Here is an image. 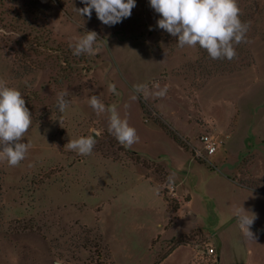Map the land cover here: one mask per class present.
Masks as SVG:
<instances>
[{
	"label": "rangeland",
	"instance_id": "1",
	"mask_svg": "<svg viewBox=\"0 0 264 264\" xmlns=\"http://www.w3.org/2000/svg\"><path fill=\"white\" fill-rule=\"evenodd\" d=\"M237 4L249 23L245 41L234 45V59L213 60L199 46L178 47V37L158 29L160 16L148 0H136L131 16L114 26L103 25L94 10L91 19L80 16L81 0H0V80L22 93L32 116L22 138L31 144L25 159L15 167L0 161V264H158L189 243L161 264H217L203 232L167 239L193 223L171 227L179 207L168 188L173 184L161 163L140 155L160 154L166 164L177 153L188 160L173 142L180 139L214 168L213 156L196 155L201 137L244 135L263 142L260 150L257 142L245 143L237 169L264 168V0ZM86 31L97 33V51L75 56L69 45ZM156 82L167 85L164 97L155 95ZM137 84L147 91L135 92ZM63 90L70 103L60 112L56 94ZM92 95L117 107L138 143L117 142L109 113L89 106ZM95 134L90 155L65 148L70 139ZM253 180L245 178L262 183ZM197 224L220 234L208 219ZM224 259L230 263V250Z\"/></svg>",
	"mask_w": 264,
	"mask_h": 264
},
{
	"label": "clouds",
	"instance_id": "2",
	"mask_svg": "<svg viewBox=\"0 0 264 264\" xmlns=\"http://www.w3.org/2000/svg\"><path fill=\"white\" fill-rule=\"evenodd\" d=\"M150 7L159 14L160 19L156 22L158 29L164 30L172 37H178L177 46L183 48L196 47L204 49L213 60L236 57L234 45L245 41L249 28L248 22L240 19V8L237 0H148ZM83 8L75 9L80 16L91 19L93 10L97 19L106 26H114L123 19L131 16L136 7V0H81ZM153 29L150 27L149 31ZM98 40L95 31H86L75 38V42L69 46L73 49V55H94L97 48L94 47ZM154 88L158 97H164L168 91L167 85L160 88L158 82ZM135 92L147 91V84L133 85ZM109 91L115 92V85L109 86ZM67 90L56 94L57 108L60 112L65 111L70 101ZM133 96V99H136ZM89 106L97 113H109L108 131L117 142L131 148L139 142V136L134 127L129 125L126 118L122 119L115 105L106 106L99 97L92 95L88 98ZM32 124V116L26 107L22 93L13 87L7 86L5 81L0 80V161H6L11 167L18 166L25 159L31 147L30 142L23 143L22 138ZM97 135L81 136L70 139L65 145L70 151L79 155H90L97 142ZM168 183L174 181L170 175ZM237 224L243 235L250 241H255V235L250 230L255 220L256 213L246 211L243 206L234 212Z\"/></svg>",
	"mask_w": 264,
	"mask_h": 264
},
{
	"label": "crops",
	"instance_id": "3",
	"mask_svg": "<svg viewBox=\"0 0 264 264\" xmlns=\"http://www.w3.org/2000/svg\"><path fill=\"white\" fill-rule=\"evenodd\" d=\"M213 121L215 120L213 119ZM236 136L238 139H229L230 137L220 139L222 145L215 154L210 155L213 156L214 168L198 161L194 156L195 153L189 151V147H183L173 139V142L179 147V151L185 152L188 160L179 153H177L178 155L173 154L169 158L170 162L168 164L165 162L167 159L160 154L155 156L142 154L140 156L141 159L148 158L158 161L164 167L166 176L172 175L174 177L172 184L176 187L175 196L179 202V207L174 211V221L171 227L178 228V225L186 224L183 223L185 221L193 223L192 226H187L185 231L168 232L167 239H176L182 236L188 239V236L195 234L196 231H201L209 236V240L214 245V251L217 253V264H226L224 254L227 250L231 251L232 257L228 264H264V168L259 169L256 174H251L247 173V169H244L243 172L236 167L240 159L246 156L245 143L254 144V142H257L259 143L257 144V150H260L263 139H242L245 138L244 135ZM197 143L199 145L196 146L200 147L201 142ZM247 177L262 183L246 182L245 178ZM143 178L149 180L145 175ZM184 186H187V188H184ZM154 188L157 195L162 198L157 192L156 184ZM240 206H243L246 211L256 213L258 217L250 229L255 235V241L248 240L237 224L234 212ZM199 219H208L214 224H219L220 234L215 236V234H210L208 231H202L198 228ZM169 223L170 221L168 225ZM169 229L165 227L166 231ZM160 234H156L153 239ZM191 240L195 241L194 238ZM183 247L193 246L190 243L176 246L158 264L163 263ZM23 248L24 246L20 244L18 249Z\"/></svg>",
	"mask_w": 264,
	"mask_h": 264
},
{
	"label": "built area",
	"instance_id": "4",
	"mask_svg": "<svg viewBox=\"0 0 264 264\" xmlns=\"http://www.w3.org/2000/svg\"><path fill=\"white\" fill-rule=\"evenodd\" d=\"M200 142L203 145V149L202 150L205 152V154L202 153V150H198L197 149L196 150V155L198 157H203V156H206V155L210 156V155L215 154L217 152L218 148L220 147V145L222 144V143H220L221 142L220 140L218 141L213 136H209V135H203L201 137V139H200ZM168 188H169L170 193H172L174 195L175 194L174 185H169ZM208 252L210 254H213L214 253V249L213 248H209Z\"/></svg>",
	"mask_w": 264,
	"mask_h": 264
},
{
	"label": "trees",
	"instance_id": "5",
	"mask_svg": "<svg viewBox=\"0 0 264 264\" xmlns=\"http://www.w3.org/2000/svg\"><path fill=\"white\" fill-rule=\"evenodd\" d=\"M165 132H167L165 129H166V126L162 125L161 127ZM168 133V132H167ZM169 134V133H168ZM175 141H177L179 144H181V146L184 145V143L180 140V139H174ZM183 147H187V146H183Z\"/></svg>",
	"mask_w": 264,
	"mask_h": 264
}]
</instances>
